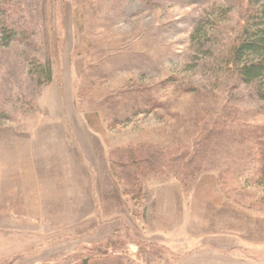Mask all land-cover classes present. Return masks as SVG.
I'll list each match as a JSON object with an SVG mask.
<instances>
[{
  "label": "rangeland",
  "instance_id": "374dc122",
  "mask_svg": "<svg viewBox=\"0 0 264 264\" xmlns=\"http://www.w3.org/2000/svg\"><path fill=\"white\" fill-rule=\"evenodd\" d=\"M262 2L0 0V264H264Z\"/></svg>",
  "mask_w": 264,
  "mask_h": 264
},
{
  "label": "trees",
  "instance_id": "16d2710c",
  "mask_svg": "<svg viewBox=\"0 0 264 264\" xmlns=\"http://www.w3.org/2000/svg\"><path fill=\"white\" fill-rule=\"evenodd\" d=\"M259 3L264 0H250ZM253 24L247 19L242 38L235 40L231 48V64L238 66V76L245 83H251L264 76V2L253 16ZM253 56V59H249ZM264 101V90L259 92Z\"/></svg>",
  "mask_w": 264,
  "mask_h": 264
}]
</instances>
